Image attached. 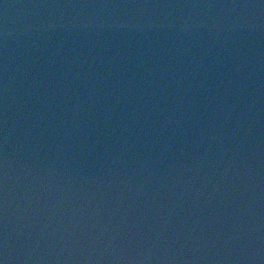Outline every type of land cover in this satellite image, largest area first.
Returning <instances> with one entry per match:
<instances>
[{
    "label": "water",
    "instance_id": "water-1",
    "mask_svg": "<svg viewBox=\"0 0 264 264\" xmlns=\"http://www.w3.org/2000/svg\"><path fill=\"white\" fill-rule=\"evenodd\" d=\"M3 264H264V0H0Z\"/></svg>",
    "mask_w": 264,
    "mask_h": 264
},
{
    "label": "snow or ice",
    "instance_id": "snow-or-ice-1",
    "mask_svg": "<svg viewBox=\"0 0 264 264\" xmlns=\"http://www.w3.org/2000/svg\"><path fill=\"white\" fill-rule=\"evenodd\" d=\"M0 264H3V262H2V261H0Z\"/></svg>",
    "mask_w": 264,
    "mask_h": 264
}]
</instances>
